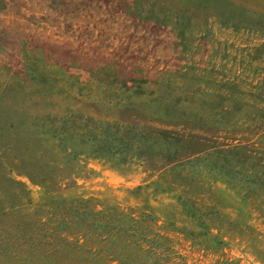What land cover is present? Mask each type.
<instances>
[{"label":"rangeland","instance_id":"obj_1","mask_svg":"<svg viewBox=\"0 0 264 264\" xmlns=\"http://www.w3.org/2000/svg\"><path fill=\"white\" fill-rule=\"evenodd\" d=\"M263 116L264 0H0V264H264ZM76 123L249 151L62 160Z\"/></svg>","mask_w":264,"mask_h":264},{"label":"trees","instance_id":"obj_2","mask_svg":"<svg viewBox=\"0 0 264 264\" xmlns=\"http://www.w3.org/2000/svg\"><path fill=\"white\" fill-rule=\"evenodd\" d=\"M75 126L76 127L74 131L76 132L73 131L74 133H65L66 137L60 135L59 137L62 138L61 140H67V138L73 137L77 139L87 137V142L83 143L75 140L77 141V143H73L72 145L56 146V148L60 151L62 160L93 158L102 160L108 164L115 165L116 162L124 163L125 160H130V156L134 155L135 157H145L146 162H148L152 166H156L157 162H160V164L179 162L182 163L187 161L190 157L194 155L202 154L206 150H217L216 153L222 152L227 157V159H229L226 160L225 164L230 165V162L237 155L242 156V154L239 153L240 150H243L245 153L247 152V154L249 151L245 147H242L238 144L239 142L241 143V141L236 143L231 142L227 145H224L225 147L214 145L212 146L211 144L206 143V141H203L205 140V138H199L198 136H190L189 139H187L185 135L167 131H153V134L148 133L152 130L137 132L136 128L132 125H126L125 128H122L120 130L117 128H112L114 129V131H109V129L111 128L109 125H107L105 131H108V133L110 134L109 136L105 137L98 136L92 133V131L89 129V131L85 130L86 126L80 125L79 123H76ZM83 130L85 131L81 133ZM155 136H157V138ZM136 142H139V144H136ZM174 144L176 147L173 151L170 150V148L168 147L163 152L164 148L160 147V145L173 146ZM180 155L183 156L180 158ZM245 156L246 158H252L251 155ZM120 158H125V160ZM224 170L228 172L227 176L229 179H235L238 174L236 173V171H234L228 166L224 167ZM84 172V170H80L77 166H75L73 171H71V174L72 177L74 176V178H79L81 175H83ZM60 180L61 179H59V181L57 182H60ZM51 181L52 179L47 182H40L43 188H45L46 190V195L48 199H58V197H61L58 196L59 193L63 190L50 189L55 185V182ZM61 201L65 202V205H63L64 217L60 220H57V226H60L61 230H81V232L85 233L93 227V224L96 220H101L100 217L102 216V213L100 211L96 212L87 210L84 205H81L83 204L82 202H75L74 200L67 201L66 198H62ZM107 218L108 217H105L104 220L107 221ZM104 226L105 225H103L102 228H106ZM65 241L68 240L65 239Z\"/></svg>","mask_w":264,"mask_h":264}]
</instances>
